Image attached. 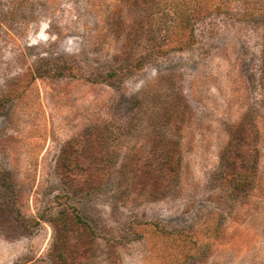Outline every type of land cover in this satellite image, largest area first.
Masks as SVG:
<instances>
[{
  "label": "rangeland",
  "instance_id": "1",
  "mask_svg": "<svg viewBox=\"0 0 264 264\" xmlns=\"http://www.w3.org/2000/svg\"><path fill=\"white\" fill-rule=\"evenodd\" d=\"M0 264H264V0H0Z\"/></svg>",
  "mask_w": 264,
  "mask_h": 264
},
{
  "label": "trees",
  "instance_id": "2",
  "mask_svg": "<svg viewBox=\"0 0 264 264\" xmlns=\"http://www.w3.org/2000/svg\"><path fill=\"white\" fill-rule=\"evenodd\" d=\"M231 176V174H230ZM238 178H242V176H239ZM244 184H247V181L245 179L241 180V182H239L240 186H244Z\"/></svg>",
  "mask_w": 264,
  "mask_h": 264
}]
</instances>
